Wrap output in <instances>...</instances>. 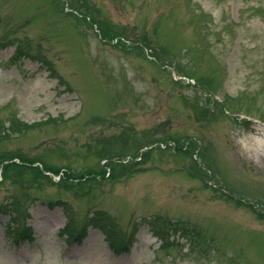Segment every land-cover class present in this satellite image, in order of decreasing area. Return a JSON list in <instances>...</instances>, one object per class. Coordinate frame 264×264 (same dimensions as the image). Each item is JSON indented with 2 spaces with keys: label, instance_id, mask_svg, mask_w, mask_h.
Returning <instances> with one entry per match:
<instances>
[{
  "label": "rangeland",
  "instance_id": "rangeland-1",
  "mask_svg": "<svg viewBox=\"0 0 264 264\" xmlns=\"http://www.w3.org/2000/svg\"><path fill=\"white\" fill-rule=\"evenodd\" d=\"M262 137L264 0H0V264H264Z\"/></svg>",
  "mask_w": 264,
  "mask_h": 264
},
{
  "label": "bare ground",
  "instance_id": "bare-ground-1",
  "mask_svg": "<svg viewBox=\"0 0 264 264\" xmlns=\"http://www.w3.org/2000/svg\"><path fill=\"white\" fill-rule=\"evenodd\" d=\"M255 144H256L257 149H261L262 151H264V142L263 141H261L259 139H255Z\"/></svg>",
  "mask_w": 264,
  "mask_h": 264
},
{
  "label": "trees",
  "instance_id": "trees-1",
  "mask_svg": "<svg viewBox=\"0 0 264 264\" xmlns=\"http://www.w3.org/2000/svg\"><path fill=\"white\" fill-rule=\"evenodd\" d=\"M65 174H66V175H68L69 173H68V172H66ZM158 230H159V233H163V231H162V230H160L159 228H158Z\"/></svg>",
  "mask_w": 264,
  "mask_h": 264
}]
</instances>
